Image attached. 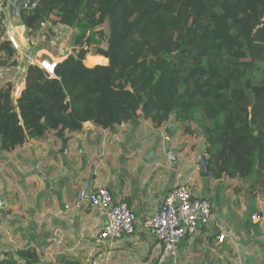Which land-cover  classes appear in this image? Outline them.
Masks as SVG:
<instances>
[{
  "label": "trees",
  "instance_id": "obj_1",
  "mask_svg": "<svg viewBox=\"0 0 264 264\" xmlns=\"http://www.w3.org/2000/svg\"><path fill=\"white\" fill-rule=\"evenodd\" d=\"M41 22L50 36L54 26L70 31L73 54L54 77L29 65L15 101L11 83L0 85V152L87 123L110 130L115 103L119 122L141 116L159 126L173 115L183 134L203 139L214 180L264 175V0H38L20 9L31 40ZM90 46L107 65H84ZM17 62L0 32V68ZM17 255L38 262L34 250Z\"/></svg>",
  "mask_w": 264,
  "mask_h": 264
},
{
  "label": "crops",
  "instance_id": "obj_2",
  "mask_svg": "<svg viewBox=\"0 0 264 264\" xmlns=\"http://www.w3.org/2000/svg\"><path fill=\"white\" fill-rule=\"evenodd\" d=\"M18 24L7 23L4 14V27L15 25L24 33V26ZM56 29L63 28L54 26L53 32ZM46 30L40 27L35 40L46 37ZM32 45L27 56L34 65L38 55L52 57L50 49ZM63 53L56 56L59 61L69 51ZM29 60L21 61L25 71ZM10 73L7 81L12 83V68L0 76L7 79ZM114 105L107 106L113 120L110 130L87 123L81 131L62 137L64 151L62 138L48 136L0 152V264H25L17 255L25 249L36 252V264H156L160 243L143 220L179 182L204 195L206 186L197 180L201 149H193L196 137L183 135L173 115L159 126L141 116L119 122ZM98 185L135 211L132 235L99 237L107 230L106 218L87 203ZM81 192L84 200L75 207ZM253 201L259 205L253 209L258 220H252L247 211L233 209H222L219 218L213 206L210 223L186 235L168 264H264V200ZM222 234L225 239L217 243L215 237Z\"/></svg>",
  "mask_w": 264,
  "mask_h": 264
},
{
  "label": "built area",
  "instance_id": "obj_3",
  "mask_svg": "<svg viewBox=\"0 0 264 264\" xmlns=\"http://www.w3.org/2000/svg\"><path fill=\"white\" fill-rule=\"evenodd\" d=\"M40 27L48 28L50 26L41 22ZM0 32L3 33L4 39L10 43L18 57L17 64L12 67L15 78L12 80L10 91V97L15 101L20 97L25 87L26 71L21 67V61L24 58L30 59L27 53L33 47L32 40L26 36L25 32H19L17 28L3 26L1 7ZM70 54H73L72 49L69 50L68 55ZM93 57L95 59L91 63H87L85 60H88V57H84V65L93 67L108 64V59L105 56L95 52ZM59 62L57 57L38 55L35 65L48 77H54ZM29 65H34V60H29ZM163 140L168 141L169 136L164 135ZM187 184L186 182H179L166 193L155 212L145 216L143 220L144 226L150 229L160 243V252L156 258V264H168L169 260L174 259L177 255L178 243L186 235L195 234L199 227L209 224L212 220L213 204L211 200L204 195L194 193ZM82 200H84L83 192H81L79 200L75 202L74 206L79 207ZM87 203L106 218L107 230L100 233V238H118L134 233L135 211L123 199H114L105 186L98 185L89 193ZM65 208H69V206L66 205ZM252 219L258 220L259 216L254 214ZM224 239L223 234L215 237L217 243H222Z\"/></svg>",
  "mask_w": 264,
  "mask_h": 264
},
{
  "label": "rangeland",
  "instance_id": "obj_4",
  "mask_svg": "<svg viewBox=\"0 0 264 264\" xmlns=\"http://www.w3.org/2000/svg\"><path fill=\"white\" fill-rule=\"evenodd\" d=\"M7 10V8H6ZM5 19L6 22L9 23L11 20L9 19L8 12L4 10ZM212 19L217 26L218 30L221 32L223 36V40L232 41L229 37L228 33L224 30L222 26V19L219 14L216 12L212 13ZM106 27V26H105ZM72 36V33L70 31H66L65 29H56L52 35H47L39 37L37 40L32 39V44H36L37 47H43L45 49H50L51 55L55 57L57 55H60L61 53L65 54L66 51H69L72 47L68 44V38ZM233 44H236L233 42ZM34 47V46H33ZM71 47V48H70ZM96 49L95 47L90 46L88 49V52L85 54V57H88V60H85L87 63H90V61L93 60V56L95 55ZM8 67H2L1 71H6ZM0 71V72H1ZM10 78L7 77L5 79L2 76H0V85L4 84L7 80L11 79V73ZM1 78L3 80H1ZM172 123L169 125L170 128H172ZM179 128V127H178ZM180 134V133H179ZM187 136L186 134H183ZM189 138V137H187ZM196 143L193 146V149L198 151L200 150L202 153V138L197 136L194 138ZM187 143L189 141L187 140ZM197 180L200 184L206 186V190L202 191L204 196L208 197L209 199H212L213 206L215 207L217 216L221 217V211L222 209L227 210H239V212H242V210L247 211L250 215V218L252 219V216L258 215L256 214L255 208H259V205L255 203L253 200H264V175H261L260 177L256 179H246V180H239L236 181H220L215 180L211 178H202L197 177ZM207 184H210L212 186L207 187ZM250 201V205L249 204ZM248 203V204H247ZM227 207H225V206ZM240 213H237L236 216H239ZM259 216V215H258ZM253 220V219H252Z\"/></svg>",
  "mask_w": 264,
  "mask_h": 264
},
{
  "label": "water",
  "instance_id": "obj_5",
  "mask_svg": "<svg viewBox=\"0 0 264 264\" xmlns=\"http://www.w3.org/2000/svg\"><path fill=\"white\" fill-rule=\"evenodd\" d=\"M37 1L38 0H1L0 7L8 12L9 19L11 20L10 23L11 25H13L14 22L16 23V21L19 23L20 9L32 7L37 3ZM18 25H20V23ZM10 27L16 28L17 26L14 25ZM62 142L63 143H62L61 151H64L66 145V139L62 138ZM169 157L172 160H174L172 153H169ZM198 162H199L198 175L202 178H211L213 173L208 169L207 157L205 156L204 153L198 155Z\"/></svg>",
  "mask_w": 264,
  "mask_h": 264
}]
</instances>
